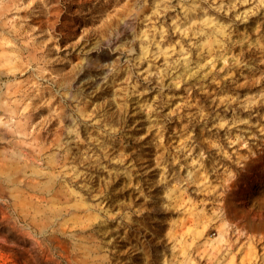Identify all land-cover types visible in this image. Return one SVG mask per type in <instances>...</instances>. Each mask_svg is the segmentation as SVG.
Listing matches in <instances>:
<instances>
[{
  "label": "rangeland",
  "instance_id": "374dc122",
  "mask_svg": "<svg viewBox=\"0 0 264 264\" xmlns=\"http://www.w3.org/2000/svg\"><path fill=\"white\" fill-rule=\"evenodd\" d=\"M0 264H264V0H0Z\"/></svg>",
  "mask_w": 264,
  "mask_h": 264
}]
</instances>
